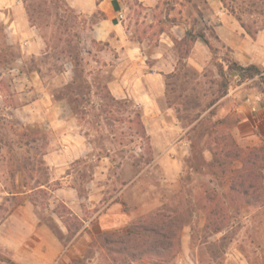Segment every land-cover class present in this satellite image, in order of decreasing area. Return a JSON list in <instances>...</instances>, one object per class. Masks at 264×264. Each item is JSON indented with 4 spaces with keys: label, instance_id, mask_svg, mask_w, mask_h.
I'll return each instance as SVG.
<instances>
[{
    "label": "rangeland",
    "instance_id": "obj_1",
    "mask_svg": "<svg viewBox=\"0 0 264 264\" xmlns=\"http://www.w3.org/2000/svg\"><path fill=\"white\" fill-rule=\"evenodd\" d=\"M112 1L132 41L147 54L163 50L167 59L163 65L170 71L164 73L161 113L152 121H173L178 128L149 135L140 107L108 93L109 71L93 63V49L102 46L90 41V29L104 11L84 15L67 0H22L26 27H33L43 42L39 54L22 55L23 30L15 16L0 14V219L26 201L38 205L44 218H50L52 210L67 213L61 202L50 201L49 189L56 185L47 183L52 172L44 155L50 133L44 122L30 125L12 112L16 89L10 82L12 74L20 72L13 66L21 59L24 71L53 77L51 97L86 120L93 145L112 158L100 202L117 198L136 218L113 232L87 229L93 241L84 256L61 264H264V136L240 146L232 133L236 117L223 99L243 78H234L236 71L228 68L229 50L209 28L203 34L212 58L200 69L185 58L191 43L182 38V30H194L193 18L196 14L202 18L210 1L106 0L104 4ZM219 2L249 33L264 25V0ZM65 69L71 71L67 84L62 77ZM180 139L184 150H177ZM160 215L178 220L170 251L163 258L129 257L120 244L130 246L128 229ZM105 238L114 242L106 244ZM0 264L15 263L0 250Z\"/></svg>",
    "mask_w": 264,
    "mask_h": 264
},
{
    "label": "crops",
    "instance_id": "obj_2",
    "mask_svg": "<svg viewBox=\"0 0 264 264\" xmlns=\"http://www.w3.org/2000/svg\"><path fill=\"white\" fill-rule=\"evenodd\" d=\"M67 1L84 15L99 10L106 13L90 29V41L102 46L93 49V63L98 69L109 71L106 88L110 96L137 104L143 128L149 135L153 131L177 129L173 121L163 124L152 121L161 113L160 100L165 96L164 73L170 71L163 65L167 62L163 50L156 48L147 54L140 43L132 41L118 18L119 7L115 2L105 5L106 0ZM208 1L210 8L202 18L196 14L193 18L196 26L190 28L194 30H182V38L187 32H203L209 28L217 41L229 50L234 63L242 67L253 65L260 70L258 75L243 78L223 96L224 107L228 106L236 117L232 133L242 146L247 139L264 136V25L249 33L219 0ZM0 14L2 18L15 16L18 27L23 30L22 55L39 54L43 40L37 37L33 27H26L22 0H0ZM11 25L12 22L8 28ZM173 25L179 27L177 23ZM210 57L212 53L200 37L194 39L185 56L196 69L203 67ZM14 65L13 68L20 72L12 74L10 82L16 89L12 112L30 125L44 122L45 130L50 133L44 155L52 172L47 183L56 181L55 187L49 189L50 201L61 202L67 213L52 210L50 218H44L38 205L29 201L17 204L0 219V250L15 264H61L81 259L93 241L87 229L113 232L133 224L136 218L117 198L102 204V184L111 176L107 171L112 158L99 153L93 145L85 127L86 120L81 121L70 106H63L61 101L51 97L53 77H43L38 70L24 71L21 59ZM8 70L14 72L12 68ZM68 73L71 71L67 69L62 72L64 84L71 79ZM183 148L184 140L180 139L177 150ZM40 187L46 188L45 185ZM70 221H76L77 226Z\"/></svg>",
    "mask_w": 264,
    "mask_h": 264
},
{
    "label": "trees",
    "instance_id": "obj_3",
    "mask_svg": "<svg viewBox=\"0 0 264 264\" xmlns=\"http://www.w3.org/2000/svg\"><path fill=\"white\" fill-rule=\"evenodd\" d=\"M241 24L243 27H245L242 22ZM197 37H200L208 45V48L210 47L204 37L203 32L200 31L196 33L187 32L184 39H189L190 43H192ZM228 68L229 70L241 73L243 78H251L254 75H258L260 73V70L253 65L242 67L234 63L232 60L229 61ZM239 184L241 186L242 182ZM231 188L233 190L236 188V186L232 185ZM243 193L245 194L246 192ZM177 224V217H170L169 215H160L157 217L154 216L153 218L149 219L147 223L142 222L136 227V229H128L126 235L132 236V241L131 239L129 240L131 241L129 244L130 246L125 245L128 242L124 243L121 241L120 244L124 245L123 249L130 253L129 257L132 259H138L144 254H150L155 257L163 258V255L170 251L173 245V240L177 237ZM108 240L109 239L107 238L104 239L106 244H112L114 242H109Z\"/></svg>",
    "mask_w": 264,
    "mask_h": 264
},
{
    "label": "built area",
    "instance_id": "obj_4",
    "mask_svg": "<svg viewBox=\"0 0 264 264\" xmlns=\"http://www.w3.org/2000/svg\"><path fill=\"white\" fill-rule=\"evenodd\" d=\"M234 78L237 79V80H239V79L243 78V76H242L241 73H239V72L236 71V73L234 75Z\"/></svg>",
    "mask_w": 264,
    "mask_h": 264
}]
</instances>
